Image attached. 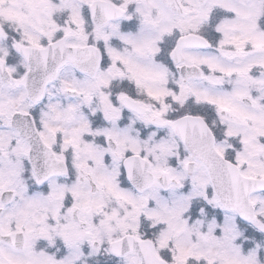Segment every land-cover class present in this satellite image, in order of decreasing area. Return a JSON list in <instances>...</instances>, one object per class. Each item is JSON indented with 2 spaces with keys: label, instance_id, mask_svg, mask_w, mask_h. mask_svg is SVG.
<instances>
[{
  "label": "snow or ice",
  "instance_id": "snow-or-ice-1",
  "mask_svg": "<svg viewBox=\"0 0 264 264\" xmlns=\"http://www.w3.org/2000/svg\"><path fill=\"white\" fill-rule=\"evenodd\" d=\"M0 264H264V0H0Z\"/></svg>",
  "mask_w": 264,
  "mask_h": 264
}]
</instances>
